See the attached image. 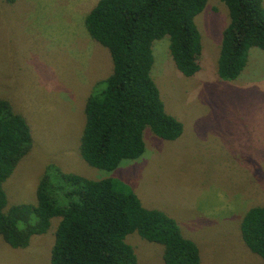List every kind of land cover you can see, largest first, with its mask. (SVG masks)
Instances as JSON below:
<instances>
[{
  "label": "rangeland",
  "instance_id": "374dc122",
  "mask_svg": "<svg viewBox=\"0 0 264 264\" xmlns=\"http://www.w3.org/2000/svg\"><path fill=\"white\" fill-rule=\"evenodd\" d=\"M97 0H0V98L25 116L33 146L3 187L6 209L35 201L49 164L88 179L116 178L146 208L175 219L199 248V264H262L243 243L240 222L264 205V50L252 47L236 79L217 74V57L229 13L208 0L195 17L202 50L199 71L183 75L169 38L152 45L154 80L165 111L182 124L175 140L143 132L144 152L113 170L88 165L80 155L84 101L95 81L112 71L108 50L88 34L84 18ZM264 5V0H263ZM33 235L26 248L0 236V264H50L52 230ZM138 264H162V246L126 236Z\"/></svg>",
  "mask_w": 264,
  "mask_h": 264
},
{
  "label": "trees",
  "instance_id": "16d2710c",
  "mask_svg": "<svg viewBox=\"0 0 264 264\" xmlns=\"http://www.w3.org/2000/svg\"><path fill=\"white\" fill-rule=\"evenodd\" d=\"M208 0H97L84 18L90 37L105 47L112 71L95 81L84 106L79 152L90 166L115 169L144 152L143 132L175 140L182 124L165 111L152 79L154 40L169 38L176 68L185 76L199 71L202 50L195 17ZM229 23L222 31L217 74L236 79L252 47L264 50L263 0H221ZM33 146L31 128L12 103L0 98V236L12 248H26L56 219L50 264H138L126 236L162 246V264H199L196 243L162 210L146 208L116 178L88 179L49 164L40 176L35 201L6 209L3 187ZM243 243L264 264V205L250 207L240 226Z\"/></svg>",
  "mask_w": 264,
  "mask_h": 264
},
{
  "label": "crops",
  "instance_id": "0c3cea01",
  "mask_svg": "<svg viewBox=\"0 0 264 264\" xmlns=\"http://www.w3.org/2000/svg\"><path fill=\"white\" fill-rule=\"evenodd\" d=\"M245 68V67H244ZM244 70V69H243ZM243 73V72H242ZM241 75V74H240Z\"/></svg>",
  "mask_w": 264,
  "mask_h": 264
}]
</instances>
